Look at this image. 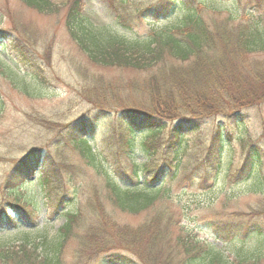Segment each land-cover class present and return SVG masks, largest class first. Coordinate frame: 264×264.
Returning a JSON list of instances; mask_svg holds the SVG:
<instances>
[{"label":"trees","instance_id":"trees-1","mask_svg":"<svg viewBox=\"0 0 264 264\" xmlns=\"http://www.w3.org/2000/svg\"><path fill=\"white\" fill-rule=\"evenodd\" d=\"M20 1L38 13L51 14L56 9L50 0ZM195 1L200 2L133 0L131 10L129 0H110L117 25L132 23L133 29L141 24L150 26L145 35L133 32V37L94 27L84 15L80 0L68 2L66 29L91 61L149 74L133 90L137 100L121 102L113 105V109H107L102 96L107 95L106 85L96 82L94 91L101 94L99 101L102 98V102L96 103L97 116L88 114L87 119L68 124L70 131L64 129L58 138L78 149L90 168H95L96 161L108 164L107 169L100 171L105 202L88 201L83 213L63 212L65 223L52 240L38 234L30 242L23 241V236L17 247L0 245L1 264H264L260 232L256 247L247 249L241 244L232 249V258H227L222 249L192 233L189 226L192 211L188 201L183 202L189 188L210 193L221 173L220 183L226 187L227 181L236 177L248 179L255 170L253 189L260 192L264 189L257 164L253 167L256 161L251 150H246L236 170L221 169L231 126L238 124L249 110L264 106V0H233L239 11L222 20L204 19L201 9L191 6ZM170 16L177 19L176 23L156 25ZM169 60L172 63L168 64ZM99 117L106 132H117L125 141L118 144L103 141L104 146L93 147L96 143L88 142L90 136L78 138L79 134L90 133ZM86 121L89 123L84 125ZM203 128L210 138L200 144L202 156L193 166H182L184 170L177 176L187 149L186 139ZM137 133H141L138 145L146 159L140 165L133 162ZM165 134L166 142L154 146L159 136ZM247 145L246 139L241 138V149ZM26 160L29 162L17 173L15 170L8 174L1 187L5 200L0 197L1 232L22 229L26 236L32 232L36 235L41 202L52 207L53 201L61 199L58 188L46 174L42 175L38 190L26 191L31 183L27 177L37 169L40 157L31 153L22 162ZM164 173L169 185L159 184ZM16 176L25 178V182L22 180L23 184L18 182L13 188ZM174 183L176 187L172 189ZM4 203L15 210L16 217L7 214ZM117 211L129 216L148 213V222L135 232L133 228H120L114 220ZM251 214L259 217L264 211ZM233 221L210 223L217 240L230 243L250 231L239 217ZM80 227L83 233L77 236L74 231ZM72 235L75 249L66 259L65 249ZM138 241L146 247L142 253L135 250Z\"/></svg>","mask_w":264,"mask_h":264},{"label":"rangeland","instance_id":"rangeland-1","mask_svg":"<svg viewBox=\"0 0 264 264\" xmlns=\"http://www.w3.org/2000/svg\"><path fill=\"white\" fill-rule=\"evenodd\" d=\"M50 1L56 9L51 14H45L27 7L20 0H0V190L8 174L15 170L17 173V169L29 162L22 161L35 153L40 160L34 173L27 177L32 183L26 187V191L38 190L39 181L46 174L58 188V194H61V199L53 201L52 207H46L41 202L35 225L36 235L32 232L26 236L22 229L0 231V245L10 248L17 247L23 236V241L26 242L37 239L38 234L47 235L52 240L65 223L63 212L69 210L83 213L88 201L105 202L106 191L100 171L107 169L108 164L96 161L95 168H90L78 149L58 138L64 133V129L70 131L68 124L89 117L88 114L97 116L99 104L96 103L102 102V98L99 101L101 94L94 91L96 82L106 85L107 95L102 96L107 109H110L121 102L137 100L133 90L149 74L129 67L102 66L91 61L71 39L65 26L67 4L71 0ZM80 1L84 15L96 28L115 30L119 35L127 37H133V32L145 35L150 30V26L146 24L134 29L132 23H126L122 27L117 25L109 7L110 0ZM191 6L201 9L206 20H222L231 12L239 11L233 0H215L212 3L200 0ZM128 7L133 10V0H129ZM176 21L175 17L170 16L156 25L171 26ZM97 120L92 124L93 130L90 133L79 134L78 138L90 136L88 142L93 145L96 143L93 147L104 146L103 141L116 144L125 141L117 132H106L100 122L101 118ZM205 124L210 125V122ZM231 131V139L226 147L229 150H224L221 157V169L236 170L246 150H251L256 161L253 167L255 169L257 164L256 171L264 185V106L249 110L238 124L231 126ZM140 135L141 133L136 134L137 145L133 156V162L138 165L146 160L138 145L142 140ZM159 138V141L153 143L154 146H161L166 142V134ZM209 138L207 129L203 128L198 134H192L186 139L187 149L183 153L177 176H181L184 170L182 166H193L202 156L203 148L200 144L207 142ZM241 138H245L248 145L251 144L244 150L240 146ZM167 173H164L159 184L167 182ZM254 174L255 170L244 180L236 177L227 181L226 187H223L220 183L223 176L221 173L210 193L202 194L189 188L183 198V202L188 201V207L192 211L189 219L192 233L199 240L222 249L227 258H232V249L241 244L247 249L256 247L259 232L264 245V215L254 217L251 214L264 211V189L262 192L253 189ZM16 177L13 188L18 182H25V178ZM140 181L141 184L144 183L143 177ZM166 184L169 185V182ZM175 187L176 183L172 185V189ZM3 195V192L0 193L1 199L5 201ZM3 205L8 215L16 217L15 210L6 203ZM81 216L84 217V214ZM148 217V213L129 216L117 211L114 220L120 228H133L135 232L145 226ZM237 217L250 231L244 232L230 243L224 244L217 240L210 223L234 222ZM82 231L80 227L74 234L82 236ZM73 236L66 245V259L70 257L71 250L75 249ZM145 249L140 241L135 243L137 253H142Z\"/></svg>","mask_w":264,"mask_h":264}]
</instances>
